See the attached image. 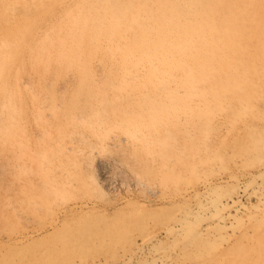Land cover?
<instances>
[{
  "label": "rangeland",
  "instance_id": "obj_1",
  "mask_svg": "<svg viewBox=\"0 0 264 264\" xmlns=\"http://www.w3.org/2000/svg\"><path fill=\"white\" fill-rule=\"evenodd\" d=\"M2 1L0 0V41L5 44L10 38H17L20 53L16 55L18 61L11 65L4 79H1L3 86L0 88V112H7L3 105H7L10 94L17 92L20 96L19 106L27 120H23V124V121L0 120V127H3L4 132H16L17 136L13 139L19 145L28 140L34 152L38 146V149H45L48 145H53L56 130L50 127H56V123L63 126L64 123L45 120L41 125L37 124L36 96L24 86V81L32 80L38 89L36 78L48 70V82H55L51 89H55L54 92H58V95L61 93L60 87L72 78L75 67L71 70L67 67L58 68L53 60L46 61L47 64L42 66L48 53L41 47L58 37V34L53 33L55 28L71 23L76 11L74 6L84 0ZM223 15L229 18L234 16L238 20L237 25L231 28V35L226 40L228 43L225 44L224 40V32L228 27L219 18H214L209 27L203 25V37L212 36L215 52L204 63L202 73L185 72L184 76L179 74L182 77L179 89L206 86L207 90L203 94L209 99L203 104L204 115L198 117V122L193 120L195 135L184 148L180 159L173 164V176H162L159 172V177L154 178L157 181L155 183L144 179L149 189L143 190L135 182L130 170L120 173L118 168L109 165L102 167L96 162L87 169L83 157L77 151L78 146L82 145H77L76 140H72V146H67L62 152L69 155L67 162L70 165L77 166L75 170L72 169V186H68L63 180H57L60 179L58 166L51 161L45 165L50 171L47 172L45 182L37 178L44 168L39 166L43 156L35 154V157H27L11 153L14 149L10 143L12 140L5 146L0 145V158L8 163L7 169L0 172V264H158L164 251L179 249L176 243L168 241L164 235L154 237L159 229L176 225L184 215L195 218L202 214V218L216 199L229 194L232 198L237 192H241L242 201L249 208L258 204L259 197L264 200V180L260 176L264 171V29L257 27L252 22L253 15L246 13L244 9L223 10ZM162 35L158 34L157 41H160ZM97 63L93 59V71ZM10 80L17 83L12 90ZM38 90L39 93L42 92L40 88ZM69 91L66 97L72 98V89ZM84 91L88 93V88ZM211 95L214 100L211 98L210 102ZM107 121L111 128L105 137L111 138L118 133L112 130L116 120ZM44 128L48 129L47 132ZM72 128L70 126L68 129L69 134ZM44 133L47 138H42ZM201 141H205L202 142L203 146ZM168 147L169 150L172 149L171 146ZM169 150H165L167 152L163 154L167 156ZM153 165L158 164L153 162ZM158 182L159 188L156 189ZM209 183H212V187ZM21 184H26V190L20 188ZM163 184L169 187L166 200L158 197ZM207 184L211 187L209 196L206 195L199 202L195 193H204ZM151 188L157 190V194ZM235 189L236 192H233ZM124 197L126 203L122 200ZM87 201L88 207L83 208L82 205ZM94 201L97 205L91 204ZM13 207L17 212L20 209L21 213L15 214ZM195 213L198 214L194 217ZM218 244L216 240L200 241L196 246L197 256L200 259L212 256ZM159 247L161 249L156 250Z\"/></svg>",
  "mask_w": 264,
  "mask_h": 264
},
{
  "label": "bare ground",
  "instance_id": "obj_2",
  "mask_svg": "<svg viewBox=\"0 0 264 264\" xmlns=\"http://www.w3.org/2000/svg\"><path fill=\"white\" fill-rule=\"evenodd\" d=\"M77 5L79 7H76ZM74 8L76 11L71 23L55 28L53 33L58 34V37L52 38L48 44L45 43L41 47L48 53L41 65L44 66L46 61L53 60L58 68L67 67L71 70L75 67L72 78L62 84L59 95L54 92L55 89H51L55 82H48V70L36 78L37 87L42 90L41 94L32 80L24 81V86L36 96L37 124L41 125L45 120L64 123L63 126L56 123V127H50L56 130L54 144L45 149H38V146L37 150L32 152L28 140L19 145L13 139L17 136L16 132H4L3 127H0V145L5 146L12 140L10 143L14 149L11 153L27 157H35V154L43 156L39 166L44 168L37 175L41 181L46 182L50 172L45 165L50 161L55 162L58 166L57 173L60 174V179L57 180H63L68 186H72V174L77 166L70 165L67 162L69 155L62 152L64 153L67 146H72V140H76L77 145H82L78 146L77 151L83 157L87 169L96 162L102 167L109 165L118 168L120 173L130 170L135 182L145 190L148 184L144 179L157 182L154 178H158L160 174L173 176V164L180 159L184 148L195 135L193 120L204 115L203 104L208 102L209 97L205 96L203 91L205 92L207 87L179 89L178 86L182 80L179 74H201L206 60L215 52V42L211 35L203 37V28L209 27L214 18H219V21L228 27L224 32L227 44L231 28L237 25L238 20L237 17L229 18L223 15V10L244 9L246 13L253 15L252 22L264 29V0H84L81 4L76 3ZM160 33L163 35L160 41H157ZM19 48L17 38H10L5 44L0 41V88L3 86L1 79H4L6 71L18 61L16 55L20 53ZM93 59L98 61L94 71L91 67ZM102 59L105 61H101ZM15 84L17 85L12 80L11 90L16 87ZM85 88H88V93H85ZM70 89L73 97L67 98L66 93ZM19 97L17 92L8 96L7 105H3L7 112H0V120H27L19 106ZM211 98L213 99L212 95L210 102ZM107 120H116V126L114 125L112 130L118 133L111 134V138L105 137L111 128ZM70 126L73 128L69 134ZM47 130L45 129L46 132ZM184 130L186 131L183 132ZM41 136L47 138L46 133ZM202 142L205 141L200 142L201 146ZM168 146L172 149L169 150ZM167 149L169 151L165 156L163 152H167ZM153 162L158 165L154 166ZM7 165L8 163L0 158V172L5 171ZM260 176L264 180V171ZM77 181L81 184V181ZM157 184L156 189L159 188V182ZM209 185L205 186L204 193H195L199 202L204 200L211 190L212 185ZM24 186L26 187V184H21L20 188L26 190ZM162 186L158 197L166 200L169 187L167 184ZM152 191L157 194V190ZM233 192H236V189ZM226 196L216 199L212 207L204 208L203 210L208 212L202 218V214L199 216L198 213L194 214V217L198 214L195 218L181 214L182 217L176 225L165 226L156 231L157 233L154 231L157 235L154 237L164 235L168 241L172 240L173 244L179 246V249L175 248L173 252L164 251L158 264H264L263 198L259 197L258 204L249 208L242 201L241 192H237L232 198L229 197L230 194ZM122 200L126 203L125 197ZM91 204L97 205L95 201ZM88 205L87 201L82 207ZM17 211L16 208L13 209L14 213ZM17 213H21L20 209ZM203 240H216L219 243L217 250L206 259H200L196 252V246ZM159 249L161 248L156 250Z\"/></svg>",
  "mask_w": 264,
  "mask_h": 264
}]
</instances>
